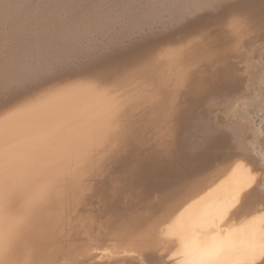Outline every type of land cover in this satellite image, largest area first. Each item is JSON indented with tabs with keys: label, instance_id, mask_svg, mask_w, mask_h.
<instances>
[{
	"label": "bare ground",
	"instance_id": "6f19581e",
	"mask_svg": "<svg viewBox=\"0 0 264 264\" xmlns=\"http://www.w3.org/2000/svg\"><path fill=\"white\" fill-rule=\"evenodd\" d=\"M262 133L264 0H0V264H264Z\"/></svg>",
	"mask_w": 264,
	"mask_h": 264
},
{
	"label": "snow or ice",
	"instance_id": "6c2138e0",
	"mask_svg": "<svg viewBox=\"0 0 264 264\" xmlns=\"http://www.w3.org/2000/svg\"><path fill=\"white\" fill-rule=\"evenodd\" d=\"M261 135L264 136V133H262ZM261 161L264 162V157H261ZM237 167H240V166L238 165ZM252 182H253V181H252V179L250 178V179L248 180L247 184H246V187L251 186ZM261 189L264 190V180H262V182H261ZM236 196H237V197L239 196V192L236 193ZM238 203H239V200H238V199H235V200L233 201V205H232V206H235V204H238ZM228 210H229V209L226 208L224 211H228ZM221 218L223 219V217H221ZM261 251H264V248H262Z\"/></svg>",
	"mask_w": 264,
	"mask_h": 264
}]
</instances>
